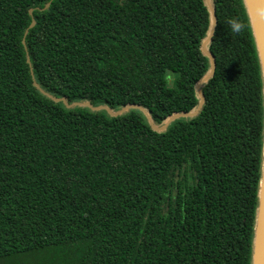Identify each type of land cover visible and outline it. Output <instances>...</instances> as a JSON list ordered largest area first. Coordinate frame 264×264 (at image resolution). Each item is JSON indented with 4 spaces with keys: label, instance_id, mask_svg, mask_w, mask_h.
Masks as SVG:
<instances>
[{
    "label": "trees",
    "instance_id": "obj_1",
    "mask_svg": "<svg viewBox=\"0 0 264 264\" xmlns=\"http://www.w3.org/2000/svg\"><path fill=\"white\" fill-rule=\"evenodd\" d=\"M48 1L0 0V264H251L264 92L244 0H211L215 72L161 131L149 117L199 106L205 0Z\"/></svg>",
    "mask_w": 264,
    "mask_h": 264
},
{
    "label": "water",
    "instance_id": "obj_2",
    "mask_svg": "<svg viewBox=\"0 0 264 264\" xmlns=\"http://www.w3.org/2000/svg\"><path fill=\"white\" fill-rule=\"evenodd\" d=\"M205 2L211 12L212 24H211L207 37L204 39L202 43L201 48L203 52L206 55H208L210 58V69L196 84L197 92L199 93L200 98H201L199 106L194 111L175 112L171 114L167 118V120L161 125L155 124L149 117L151 126L154 130H157V131L164 130L166 129V127L172 120L178 117H181V116H189V115L197 113L201 107V104L203 103L204 95L201 92V86L205 81H207L214 74L215 69H216L215 56L208 49V44L212 39V36L215 31V27H216V13L212 5V1L205 0ZM244 2L246 5L248 14H249L250 22L252 25V29H253V33H254V37L256 41V46H257V51H258L259 61H260V67H261L262 80H263V92H264V0H244ZM50 3H51V0L46 2L43 7H37V8L46 9L47 7H49ZM29 12L32 14L33 8H30ZM34 24H35V19L32 18L29 24V27H32ZM23 43H26L25 39H23ZM27 60L28 62H30L29 57ZM34 84L35 86L39 87V84L36 80H34ZM41 90L45 92L43 89ZM53 99L56 101H63L68 107H71L77 104H85L86 106L92 109H95V110L105 108L112 115H118L119 113L129 108H139L142 111H145V108L142 105L135 104V103H130L122 107L119 110H112L110 107L106 105H103V104L93 105L89 101H84V102L73 101L69 103L65 97H56V96H53ZM251 264H264V144H263L262 161H261V179H260V184H259L258 205H257V212H256L255 226H254L252 263Z\"/></svg>",
    "mask_w": 264,
    "mask_h": 264
}]
</instances>
